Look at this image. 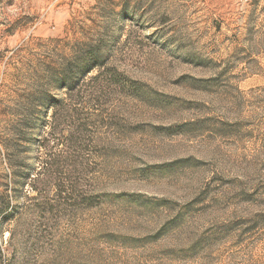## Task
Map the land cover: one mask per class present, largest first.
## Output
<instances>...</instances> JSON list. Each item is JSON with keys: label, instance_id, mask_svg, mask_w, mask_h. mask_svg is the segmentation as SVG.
<instances>
[{"label": "rangeland", "instance_id": "374dc122", "mask_svg": "<svg viewBox=\"0 0 264 264\" xmlns=\"http://www.w3.org/2000/svg\"><path fill=\"white\" fill-rule=\"evenodd\" d=\"M0 264H264V0H0Z\"/></svg>", "mask_w": 264, "mask_h": 264}, {"label": "trees", "instance_id": "16d2710c", "mask_svg": "<svg viewBox=\"0 0 264 264\" xmlns=\"http://www.w3.org/2000/svg\"><path fill=\"white\" fill-rule=\"evenodd\" d=\"M52 160H53V159H52ZM50 165H51V166H53V165H54V160H53V161L50 163Z\"/></svg>", "mask_w": 264, "mask_h": 264}]
</instances>
